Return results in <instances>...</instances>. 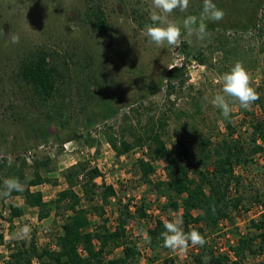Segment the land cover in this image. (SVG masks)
<instances>
[{"label":"rangeland","instance_id":"rangeland-1","mask_svg":"<svg viewBox=\"0 0 264 264\" xmlns=\"http://www.w3.org/2000/svg\"><path fill=\"white\" fill-rule=\"evenodd\" d=\"M225 13L218 22L206 21V36L189 35L182 29L178 46L165 43L157 46L145 31L153 0H0V173L9 165L23 168L25 187L33 177L34 161L49 159V165L40 173L48 182L33 187L45 201L57 197L67 187L63 173L69 167L83 162L100 169L107 182L116 190V197L104 207V218L115 217L117 201L134 205L145 200L156 205L153 187L141 184L137 161H148V148L143 146L116 156L108 144L107 135L131 139L128 132H141L151 118L165 120L166 147L178 153V141L194 152L203 137L212 141L227 137L226 124L235 129L242 143L251 137V123L260 120L262 113L257 105L248 109L227 97L232 111L225 119L221 110L212 104L216 94H223L218 79L241 62L251 74V86L264 97V0H213ZM100 7L105 15L107 30L95 31L89 21L92 11ZM203 0H189L186 11L175 10L168 21H182L188 15L199 16ZM91 19V17H90ZM246 26V28H243ZM19 36L18 43L11 35ZM184 44V45H183ZM190 53L186 54L184 46ZM47 53L61 73L60 92L53 104L38 99L18 76L21 62ZM201 53L204 62L192 58ZM185 65L184 83L176 82L170 91L165 73L172 66ZM132 131V132H133ZM70 139V140H67ZM86 139H88L86 141ZM262 144L260 140L257 142ZM264 167V152L255 157ZM94 165H93V163ZM154 172L153 183L166 175V161L150 160ZM192 160H184L190 163ZM256 173V169H251ZM263 173V172H262ZM259 176H262L259 177ZM251 177L254 187L264 192V173ZM98 180L97 184L107 185ZM81 193L79 185L74 187ZM161 202H165L162 199ZM158 204V203H157ZM10 207L21 208L23 215L10 217ZM148 207V206H147ZM149 209V208H147ZM0 264L9 253L7 245L19 242L10 238L27 224L39 246L51 245L53 236L60 231L59 214L53 210L47 219L36 220L35 209L26 206L24 198L17 196L0 200ZM160 213L166 217V212ZM264 210H255L235 217L233 222L221 224V238L210 240L220 250L235 243L239 234H251L248 220L258 219ZM173 219L179 218L171 213ZM92 228L98 216L92 215ZM134 221L127 227L130 239L140 242L144 227ZM29 237V238H30ZM26 238V239H29ZM142 244V243H140ZM143 246V244H142ZM198 249L189 245L186 253L162 251L156 248L139 259V264H163L173 258L176 264H191L190 256ZM116 249L112 256L118 257ZM244 264H264V252L249 256Z\"/></svg>","mask_w":264,"mask_h":264},{"label":"trees","instance_id":"trees-1","mask_svg":"<svg viewBox=\"0 0 264 264\" xmlns=\"http://www.w3.org/2000/svg\"><path fill=\"white\" fill-rule=\"evenodd\" d=\"M91 17V19H90ZM92 29L101 33L106 32L105 15L100 7H96L88 17ZM264 18V13H263ZM151 21H149V24ZM246 28V26H243ZM184 45V44H183ZM183 50L187 56L190 53L188 46ZM192 58L204 62L201 53L193 54ZM19 79L28 86L39 100L53 104L60 92L61 73L52 63L49 54L43 52L20 63L18 68ZM185 65L172 66L165 73L167 87L173 91L176 82L184 83ZM253 105H257L262 118L251 123V137L244 145L236 131L226 124L229 133L227 137L212 141L201 138L196 150L191 152L178 141L179 151L175 153L166 147L164 141L166 127L165 120L151 118L143 126L141 132L131 131L130 141L125 139L126 131L119 136L107 135L108 144L116 156H121L147 146L148 161H137L139 180L141 184L153 187L156 194V205H148L143 199L139 205H134L130 211L128 204L117 201L118 213L104 218V207L109 199L116 197V190L111 185L99 186L96 179L101 172L79 162L63 173L67 187L61 190L55 199L45 201L40 191L32 188L48 182L40 170L49 165V159L34 161L33 177L27 181L21 191H13L10 197H0V200L20 196L30 209H35L37 220L47 219L50 212L58 214L62 210L60 231L51 236L52 244L39 246L35 235L29 239L8 244V255L3 257L4 264H139L141 258L137 241L130 239L127 227L134 221L146 218L145 210L157 207L166 212L164 219L155 218L154 225L147 229L148 247L150 251L171 250L163 246L160 234L165 231V221H173L170 214L176 213L183 220L185 233L196 229L205 237L207 243L195 250L190 256L191 264H244L249 256L260 255L264 252V214L258 219H250L248 223L253 230L251 234L238 236L234 244L228 246L233 259L225 252H221L210 245V240L221 238V224L224 221L233 222L241 214H249L255 210H264V192L254 187L251 177L263 175L264 167L260 166L255 157L264 152V97L259 96ZM133 131V132H132ZM70 140V139H67ZM88 139H86L87 141ZM166 161V180L153 183L150 179L154 166L150 160ZM192 160L191 164L184 160ZM9 165L2 173L6 178L18 177L20 183L25 178L23 168ZM251 169H256L252 173ZM3 166L0 165V173ZM263 172V173H262ZM262 178V176H259ZM79 185L81 193H76L74 187ZM4 182L0 174V192L4 191ZM164 198L165 202H161ZM148 206V207H147ZM215 207V211L212 207ZM10 217L23 215L21 208L10 207ZM98 216V222L92 228V215ZM0 219L2 215L0 213ZM139 223V222H138ZM1 226V224H0ZM150 238V239H149ZM3 244V235L0 232V245ZM191 245V244H189ZM119 249L118 257H110ZM81 251V252H80ZM2 259V257H0ZM163 264H176L173 258H167Z\"/></svg>","mask_w":264,"mask_h":264},{"label":"clouds","instance_id":"clouds-1","mask_svg":"<svg viewBox=\"0 0 264 264\" xmlns=\"http://www.w3.org/2000/svg\"><path fill=\"white\" fill-rule=\"evenodd\" d=\"M189 7V0H153V9L149 13L150 24L145 25L147 36L157 46L167 43L170 46H178L181 42L182 29L189 35L195 33L198 38L206 36V21L218 22L223 19L225 13L218 8L213 0H203L202 11L199 16L188 15L182 21H168L166 17L179 9L184 12ZM11 42L18 43L19 36L11 35ZM222 83L223 94H216L212 104L221 110L222 116L227 119L232 111L227 97H232L239 102V106L248 109L256 100L259 93L251 86V74L241 62H236L230 71L221 75L217 81ZM5 190L0 192V197H10L13 191H21L22 185L18 177H11L4 181ZM215 211V207L211 206ZM182 218L173 221H165L164 229L160 234L163 246L172 251L186 253L189 244L203 247L207 241L196 229L185 233L183 230ZM31 228L25 224L20 227L17 233L10 238L26 239L30 237ZM147 234L145 233V236ZM150 239V238H149Z\"/></svg>","mask_w":264,"mask_h":264},{"label":"built area","instance_id":"built-area-1","mask_svg":"<svg viewBox=\"0 0 264 264\" xmlns=\"http://www.w3.org/2000/svg\"><path fill=\"white\" fill-rule=\"evenodd\" d=\"M93 165H94V163H93ZM97 169L100 171L98 166H97ZM165 178H166V175L164 173L162 175V180H164ZM98 180L101 181V183L103 182V183H105L107 185H110V183L107 182L106 177L104 175H102V173H101V176L96 179V182H98ZM162 199H164V198H162ZM145 212H146V218L139 220V224L142 225V227H144V231L141 232V239L142 240L137 243V246H138V248L140 250V255L141 256H143L144 254H148L149 251H150V249L148 247V240H147L148 237H147V235L145 236V233L147 234V229L151 228L154 225L156 217H159L160 219H164L163 215L160 213V210L157 207H151L149 209H146ZM112 219L113 218H110V223L111 224H113ZM36 220H37V218H36ZM140 243H142L143 246ZM219 251L227 253L229 255L230 259H233L232 253L227 248H222Z\"/></svg>","mask_w":264,"mask_h":264}]
</instances>
